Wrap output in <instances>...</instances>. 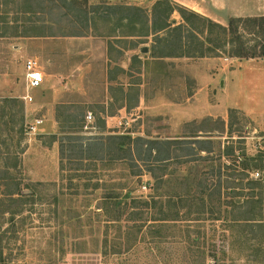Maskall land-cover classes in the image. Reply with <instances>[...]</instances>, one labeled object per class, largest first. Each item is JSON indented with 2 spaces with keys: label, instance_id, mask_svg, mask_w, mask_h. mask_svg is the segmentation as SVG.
<instances>
[{
  "label": "rangeland",
  "instance_id": "1",
  "mask_svg": "<svg viewBox=\"0 0 264 264\" xmlns=\"http://www.w3.org/2000/svg\"><path fill=\"white\" fill-rule=\"evenodd\" d=\"M86 1L95 6L102 0ZM107 1L113 4L138 2L151 18L153 5L147 0L143 3L141 0ZM53 6L51 0H0V255L3 254L7 264H264V252L260 249L264 244V227L256 221H196L195 218L201 216L198 213L190 215L192 221L184 219L185 212L181 213L182 220L172 226L143 234L128 252H102L100 247L107 239L111 250L117 231L108 230L96 206L95 192L105 183L116 187L121 180V165L99 160L96 169L87 170L89 162H86L77 173L76 168L71 169L70 144L79 136L101 134L106 113L117 108L116 102L108 105L111 91L108 79L117 76V64L123 62L117 51L112 52V60H107L106 46L110 41L117 47L137 44L136 52L144 57H153L155 50L161 54L171 52L170 44L178 41L164 31L161 33L164 39L157 50L154 36L141 35L146 31L143 23L120 25L118 19H111L112 14L91 20L85 36L64 37L52 21L57 14ZM173 17L182 21L177 12ZM30 18L32 21H28ZM43 24L55 28H35ZM115 25L119 26L116 31ZM64 30H70L67 24ZM52 31L57 35H50ZM42 33L47 35L37 36ZM131 33L141 36L131 39H109L108 36ZM200 38L205 39L206 35ZM144 46L147 51L143 50ZM50 55L53 59L48 62ZM28 57H36L46 72L43 85L33 90L36 102L29 106L36 108L35 115L44 118V131L37 135H29L26 131V123L33 119V113L27 110L21 98L26 87L24 62ZM191 60L199 62L194 70L196 76L188 72L172 74V78L182 82L184 87L173 88V92L165 90L168 94L163 97L162 104H154L160 107L158 112L143 115L128 130L124 125L117 130H132L134 135L146 133L159 138L198 133L205 138L218 139L221 147L217 144V149L234 146L237 150L244 149L249 156L264 151V57H231L223 51L217 57H191ZM135 67H139V63ZM48 71L55 74L51 76ZM122 80L125 82L128 78L124 76ZM133 80L139 81V75ZM167 80L171 78L148 77V93L160 96ZM195 91L199 92L196 98L189 99ZM168 101L179 104V108L182 106V111L172 107V115H168ZM223 118L225 129L221 123ZM109 124L112 126V121ZM63 144L68 149L67 157L61 150ZM235 162L228 161L229 168L222 163L224 177L238 174L240 167H236ZM214 163L220 164L219 161ZM209 166L203 163L200 168L208 170ZM74 173L94 178L78 177L72 185L68 178ZM212 176L213 185H216L217 176ZM150 180V174L145 171L141 183L135 185L136 194H149ZM144 185H148L147 189ZM20 191L34 193V200L22 205L8 197ZM62 192L67 194L66 200L61 198L58 202L56 196H61ZM88 194H93V198ZM67 208L69 211L65 214ZM185 209L188 207L182 210ZM13 213L16 217H12ZM205 215L210 218L209 212ZM64 220L74 234L68 235L67 225L62 227L65 234L59 228ZM188 220L192 224H187ZM63 246H67V250L62 251Z\"/></svg>",
  "mask_w": 264,
  "mask_h": 264
},
{
  "label": "trees",
  "instance_id": "2",
  "mask_svg": "<svg viewBox=\"0 0 264 264\" xmlns=\"http://www.w3.org/2000/svg\"><path fill=\"white\" fill-rule=\"evenodd\" d=\"M52 1L53 7L57 9L52 21L58 25L60 35L85 36L91 20L100 17L101 7L88 6L86 0ZM116 10L121 13L119 16L121 25H124V19H129L132 25L143 23L145 34L154 35L157 50L159 42L164 39L162 32L167 31L175 40L177 39L176 44H170L171 52L161 54L155 50L156 57H217L223 51L228 52L231 57H264V16L230 17L227 25H224L183 5L175 4L170 0H159L153 7L152 27H149L147 24L149 17L143 8L117 6ZM109 11L110 9H106L104 12ZM175 11L180 14L184 23L173 25L175 22L171 20V15ZM30 20L32 21V18L28 19ZM40 20L43 23L45 21L42 17ZM65 24L70 30H64ZM48 27L55 28L54 25L45 24L36 25L35 28L44 30ZM41 35L43 33L37 36ZM201 35H206V38L201 39ZM187 38H189L188 43H185ZM250 41H254V44H249ZM102 123L101 134L73 138L72 140L76 142L70 144L69 156L73 166L71 169L76 168L77 173L85 167L86 162H89L87 170L96 169L99 160L121 165V180L115 188L105 183L101 190H97L99 184L97 183L98 187L96 184L97 197L94 199L98 201L96 206L100 209L99 214L108 230L114 228L117 231L111 250L108 249V239L104 246L100 247L103 253L121 254L130 251L143 234L158 232L167 225L172 226V223L182 220L181 213L184 212V219L192 221L194 220L189 218L190 215L198 213L201 216L195 218L196 221L211 219L241 223L242 220H246L256 221L264 227L263 150L259 151L257 156H249L244 149L237 150L234 146H225L224 150L217 149V144L221 147V143L216 141L218 139L211 136L205 138L198 133L176 138L146 137L133 135L129 131L108 129L104 119ZM221 123L225 129L223 119ZM61 150L67 157L68 149L65 144L62 145ZM215 161L220 162L219 166H216ZM228 161H236L234 165L240 167L235 176L224 177L222 163L229 168ZM203 163H208L211 169L202 170L200 166ZM61 169L65 171L64 165ZM145 171L151 176L148 182L150 193L136 194L135 185L141 183ZM77 173L71 174L68 178L72 185L73 180L78 177L86 180L94 178L88 174ZM213 174L217 176L216 185H213ZM254 174L256 176H253ZM89 185L87 182L86 186ZM117 185H120L119 190ZM168 187L169 190L166 189ZM15 193L18 197L14 196ZM15 193L9 194L8 197L22 205L35 198L34 193L22 191ZM66 196L67 194L62 192L61 196H56V200L58 202L61 198L66 200ZM93 196V194L89 195L91 198ZM184 207H188V210L183 211ZM68 211L67 208L65 214H68ZM208 212L210 218L205 215ZM11 215L16 217L14 213ZM150 215L153 218L149 219ZM80 216L79 214L78 217ZM186 223L192 224L191 221ZM63 225H67L65 220L59 228L62 229ZM69 229L72 227L69 226L66 231L68 235L74 234ZM62 232L65 234L64 228ZM62 249V251L67 250V246H63ZM260 249L264 252V244ZM0 260L1 264H7L3 254L0 255Z\"/></svg>",
  "mask_w": 264,
  "mask_h": 264
},
{
  "label": "crops",
  "instance_id": "3",
  "mask_svg": "<svg viewBox=\"0 0 264 264\" xmlns=\"http://www.w3.org/2000/svg\"><path fill=\"white\" fill-rule=\"evenodd\" d=\"M148 2H152V5L156 4L159 0H147ZM171 2L179 5H183L185 7H188L197 13H200L204 16L210 17L211 19L227 25L228 19L230 17H248V16H264V0H170ZM51 2H53L51 0ZM144 1L141 0L140 3H143ZM147 2V3H148ZM54 3V2H53ZM100 4H98L101 8V12L99 13L100 16L108 17L111 14V19L116 18L119 21V16L121 13L119 10L114 9V7L119 6H127V7H141L139 6L138 2L131 3H118L113 4L110 3L107 0L99 1ZM89 4V2H88ZM91 6V4H89ZM153 7L151 12V18L149 17V13L144 9L147 13L149 20H148V26L152 27V19H153ZM106 9H110L109 12H104ZM115 12V13H114ZM177 11L173 12L171 15V20H173L175 23L173 25H180L184 23L183 19L182 21H177L176 18L173 17V15ZM178 13V12H177ZM131 14V13H130ZM179 14V13H178ZM118 15V16H117ZM130 16V15H128ZM180 16V14H179ZM118 17V18H117ZM181 17V16H180ZM182 18V17H181ZM124 22H129V19H124ZM120 24V22H119ZM138 24V23H136ZM135 24V25H136ZM121 25V24H120ZM113 29L116 31L119 29V26L115 25ZM47 35V34H43ZM50 35H57L55 33H51ZM142 36H154L141 34ZM140 34L131 33L128 36H120L118 34H109V39H122L127 38L131 39L132 36H141ZM42 36V35H41ZM63 36V35H62ZM65 37V36H64ZM75 37V36H74ZM113 43L110 41V44H107L106 46V58L108 61L112 60V52L114 54L115 51L119 52L121 54V62L120 64H117L116 69H118L117 76L110 77L108 79V90L112 91L113 93L108 96H110V100H108V105L110 103L116 102L118 103L116 106L117 108L114 110V112H107L105 121L108 129L115 128L120 129V126H125L128 130V127L133 124L134 121L137 119H140L143 117V115H149L153 114L159 111L160 107L158 108L155 104V102H163V97L167 96L168 91H174L173 88H179L184 87V84L182 82H179L178 80L172 78V74L177 73L178 75H184L185 72L193 73L195 70V66L198 65V60L195 62L191 60V57H175V56H165V57H156L154 54L153 57H144L139 55L137 50V44L129 45L127 47L119 46L117 47V44H111ZM147 46L143 47V50L147 51ZM111 54V55H110ZM175 57V58H170ZM53 59L52 55L49 56L48 62ZM194 59V58H192ZM139 63V67L137 66ZM43 67V64H41ZM136 69L138 71H136ZM43 70H45L43 68ZM45 72V71H44ZM46 73V72H45ZM49 75H54L55 73L48 71ZM135 75H139V81L133 80ZM165 76L166 78H171L170 80H167L165 83V86L163 87V93L160 94H149L147 89L149 90V86L147 83V78L150 76ZM176 75L175 78L178 77ZM126 76L128 78L127 81L123 82L122 77ZM194 76H196L194 74ZM115 92L117 97H115ZM199 92L195 91L189 99H194L198 95ZM166 102V101H165ZM172 102V101H171ZM170 101L167 102L169 105V111L167 112L168 115H172V111L170 112V109L173 107V110L182 111V106L179 108V104H176L174 102L171 103ZM107 105V104H106ZM159 106V105H158ZM192 108H196V106H192ZM194 112L195 110L192 109ZM213 114H210L212 116ZM224 120V118H223ZM112 121L113 125L111 126L109 123ZM225 121V120H224ZM120 127V128H119ZM127 132V131H126ZM130 132V131H129ZM132 134L134 135L135 132L132 131ZM202 133V132H200ZM146 136H148L146 133ZM140 135V134H139ZM183 136V135H182ZM181 137V136H180ZM166 138H176V137H166Z\"/></svg>",
  "mask_w": 264,
  "mask_h": 264
},
{
  "label": "built area",
  "instance_id": "4",
  "mask_svg": "<svg viewBox=\"0 0 264 264\" xmlns=\"http://www.w3.org/2000/svg\"><path fill=\"white\" fill-rule=\"evenodd\" d=\"M24 66L26 87L21 98L26 103L27 110L33 113V119L26 123V131L29 135H37L44 131V118L35 115L36 108H30L29 106H33L36 102L33 90L43 85L45 81V72L40 61L36 57H28L24 62ZM143 188L147 189V185H144Z\"/></svg>",
  "mask_w": 264,
  "mask_h": 264
},
{
  "label": "water",
  "instance_id": "5",
  "mask_svg": "<svg viewBox=\"0 0 264 264\" xmlns=\"http://www.w3.org/2000/svg\"><path fill=\"white\" fill-rule=\"evenodd\" d=\"M145 49H147V48H145Z\"/></svg>",
  "mask_w": 264,
  "mask_h": 264
}]
</instances>
